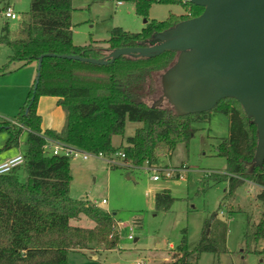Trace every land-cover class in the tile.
Instances as JSON below:
<instances>
[{"label": "trees", "instance_id": "16d2710c", "mask_svg": "<svg viewBox=\"0 0 264 264\" xmlns=\"http://www.w3.org/2000/svg\"><path fill=\"white\" fill-rule=\"evenodd\" d=\"M127 1L133 3L135 13L141 17L146 16L152 3L180 5L184 13L171 14L164 21H145L138 33L114 28L106 41L107 48L102 49L93 43L73 44L71 0H30L15 32L8 29L7 23L1 28L0 43L10 51L8 64H37L45 54L99 59L118 48L148 46L157 33L203 11L188 0ZM175 58V52L165 51L155 57L132 54L112 64L95 65L43 57L36 87L33 82L13 120L0 122V133L6 134L0 152L16 147L20 134L26 132L23 163L0 175V264H67L71 252L109 251L117 246L112 214L69 196V158L48 154L43 148L45 138L91 155L123 153L125 165L112 168L159 167L161 156L169 155L179 143L188 144L195 133L192 123L208 122L212 113H220L229 122L227 138L215 147L216 155L225 159V174L203 175L201 181H225L224 199L231 197L243 182H251L258 188L256 199L264 206V162L260 167L253 163L256 128L237 101L224 99L209 112L184 117H177L170 106L152 107L143 101L152 73L165 70ZM5 67L0 68L2 73ZM42 96L56 98L64 113L59 131L41 130L37 103ZM126 121L140 123L141 127L115 147L112 138L123 136ZM20 171L25 173L24 181L19 180ZM172 202L166 189L154 194L157 210H168ZM80 215L92 220L94 226H71L69 220ZM211 224H205L193 249L187 248L184 235L173 259L160 264H197L202 253L224 252L226 224ZM208 227L209 234L205 232ZM253 239L264 240V210L254 226ZM257 254L264 264V246Z\"/></svg>", "mask_w": 264, "mask_h": 264}, {"label": "rangeland", "instance_id": "374dc122", "mask_svg": "<svg viewBox=\"0 0 264 264\" xmlns=\"http://www.w3.org/2000/svg\"><path fill=\"white\" fill-rule=\"evenodd\" d=\"M71 2L72 42L77 46L93 43L104 48L114 28L138 33L145 26L144 21H164L171 14L179 16L184 13L180 5L152 3L146 16L141 17L135 13L133 3L127 0ZM0 3L10 4L18 16L15 20H7L0 15V31L7 23L8 29L15 32L29 9L30 0H0ZM9 55V49L0 43V68L6 66L5 72L0 71V122L11 121L17 115L37 74L35 63L24 67H19L17 63L8 64ZM163 71L152 73V82L145 85L143 101L150 106L169 107L164 100L160 101V76ZM43 98L50 97H39L37 107ZM47 102L49 104V101H45L44 108ZM140 127V123L126 121L123 136H114L112 144L118 147ZM192 128L195 133L188 144H177L169 155L161 156L159 163L161 168L183 166L186 170L183 180L172 178L152 182L150 173L143 166L112 168L123 165H109L100 157H91L86 161L81 156L69 159V196L90 204V201H96L97 207L112 214L118 243L109 251L94 249L82 253L71 252L67 264L169 262L184 235L187 248L191 250L201 237L205 224L212 225L214 221L226 224L225 251L218 255L202 253L197 264H263L257 252L264 246V240L253 239L254 226L264 210L263 204L256 199L258 188L245 181L231 197L224 199L227 190L225 181L208 180L206 184L201 181L203 175L225 174V159L216 155L215 147L228 136V118L220 113H212L208 122L192 123ZM25 139L26 132L23 131L18 145L1 151L0 155H22ZM5 140L6 134L0 133V149ZM18 177L24 181L25 173L20 171ZM165 189L173 202L168 210H157L154 194ZM102 200H105L104 204ZM70 223L83 228L94 224L83 215L79 216L78 221L71 219ZM209 229L205 230L208 234Z\"/></svg>", "mask_w": 264, "mask_h": 264}, {"label": "water", "instance_id": "95a60500", "mask_svg": "<svg viewBox=\"0 0 264 264\" xmlns=\"http://www.w3.org/2000/svg\"><path fill=\"white\" fill-rule=\"evenodd\" d=\"M188 1L202 7V13L157 33L151 45L118 48L99 59L40 56L34 88L45 56L108 65L121 56L150 58L175 52L174 62L160 76V101L177 117H184L234 99L256 128L253 163L260 167L264 162V0Z\"/></svg>", "mask_w": 264, "mask_h": 264}, {"label": "built area", "instance_id": "2783aa9c", "mask_svg": "<svg viewBox=\"0 0 264 264\" xmlns=\"http://www.w3.org/2000/svg\"><path fill=\"white\" fill-rule=\"evenodd\" d=\"M120 3V2H119ZM1 5L0 8V15L7 19V20H15L18 18V16L15 14L13 8L10 6V4L7 5ZM44 150L50 154V155H56V156H65L67 158H72L75 156H81V158L86 161L91 157H100L103 158L109 165H125L124 160V154L121 152H116L110 156H102L101 154L98 155H91L87 152L78 151L76 149H72L70 147L64 146L61 143L55 142L51 139L45 138V145L43 146ZM23 163V157L22 155H16L13 158H10L2 163H0V175L9 173L14 167H17ZM145 171L150 173L149 179L152 182H157L160 179H172L177 178L179 180L184 179V173L186 170L183 166L179 167H149V166H143ZM93 205H98V202L96 201H90ZM102 204L105 203V200L101 201ZM115 229V228H114ZM131 239V236L128 237ZM130 264H143L141 261H136Z\"/></svg>", "mask_w": 264, "mask_h": 264}, {"label": "crops", "instance_id": "0c3cea01", "mask_svg": "<svg viewBox=\"0 0 264 264\" xmlns=\"http://www.w3.org/2000/svg\"><path fill=\"white\" fill-rule=\"evenodd\" d=\"M119 3V2H118ZM106 47L102 48V49H106ZM32 64V63H31ZM36 64V63H35ZM45 101H49L46 103L47 107L44 108L43 104L45 103ZM37 113L41 118V130L44 131L46 129L49 130H54V131H59L63 125L64 122V113L62 112V110L60 109V107L57 105L56 103V98L54 97H50V98H43L40 100L39 105L37 107ZM114 146V145H113ZM14 156H8V155H0V163L13 158ZM78 218H73V220H77ZM71 219L69 220V224L71 226H75V227H80L79 225H72L70 223ZM94 226V224H93ZM92 226V227H93ZM92 227H85V228H92ZM83 228V227H81Z\"/></svg>", "mask_w": 264, "mask_h": 264}]
</instances>
